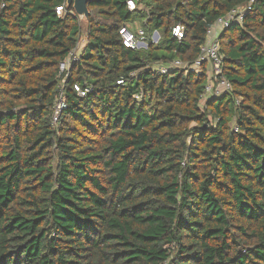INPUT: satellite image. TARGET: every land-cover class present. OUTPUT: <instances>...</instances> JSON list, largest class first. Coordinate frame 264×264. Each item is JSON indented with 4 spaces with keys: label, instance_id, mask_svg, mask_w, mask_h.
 Masks as SVG:
<instances>
[{
    "label": "trees",
    "instance_id": "trees-1",
    "mask_svg": "<svg viewBox=\"0 0 264 264\" xmlns=\"http://www.w3.org/2000/svg\"><path fill=\"white\" fill-rule=\"evenodd\" d=\"M130 1L90 0L65 77L73 7L0 0V264H264V0L220 35L232 92L207 100L205 73L151 65L195 62L251 0Z\"/></svg>",
    "mask_w": 264,
    "mask_h": 264
},
{
    "label": "built area",
    "instance_id": "built-area-1",
    "mask_svg": "<svg viewBox=\"0 0 264 264\" xmlns=\"http://www.w3.org/2000/svg\"><path fill=\"white\" fill-rule=\"evenodd\" d=\"M136 0H131L129 2V9L133 10L135 7ZM255 0H251L250 3L246 7H240L235 10H232L226 17L219 19L208 31L206 36V42L200 49L199 58L195 62H183L181 60H174L173 62L164 64L158 63L152 65V71L158 74H168L172 71L182 69L186 71V73L194 72V73H205L208 78V82L206 84L203 100H207L208 98H216L225 94L232 92L231 83L223 76V66H224V54L221 49V45L219 42L220 35L225 31L226 28L229 27L231 23H242L243 16L247 11L251 10V7ZM62 10H58V14H61ZM185 32V28L181 25H177L173 29V35L179 40L183 38ZM120 35L123 40V44L132 50H142L147 49L149 44L146 43L147 35L143 29L132 30L129 26H123L120 29ZM155 37L159 38L158 32L154 33ZM80 42L77 44L75 50L71 51L65 61L60 64V73L66 74L65 77H68V71L71 66L76 63L79 59L80 54L84 47L79 49ZM118 84H123V81H119ZM76 92L84 97L86 96L89 89H82L79 86L74 87ZM134 98L137 101H142L144 99V93L139 92L134 95ZM66 108V103L63 100V96L58 98V102L54 108L52 119L56 124L58 123L60 116L63 110Z\"/></svg>",
    "mask_w": 264,
    "mask_h": 264
},
{
    "label": "water",
    "instance_id": "water-1",
    "mask_svg": "<svg viewBox=\"0 0 264 264\" xmlns=\"http://www.w3.org/2000/svg\"><path fill=\"white\" fill-rule=\"evenodd\" d=\"M89 2L90 0H67L68 6L73 7L79 18L85 21L90 18Z\"/></svg>",
    "mask_w": 264,
    "mask_h": 264
},
{
    "label": "rangeland",
    "instance_id": "rangeland-1",
    "mask_svg": "<svg viewBox=\"0 0 264 264\" xmlns=\"http://www.w3.org/2000/svg\"><path fill=\"white\" fill-rule=\"evenodd\" d=\"M81 29H82V36H81L80 45H79L80 51L86 45L87 33H88V29H89L88 28V24L84 20H82V22H81ZM139 29H142V28L141 27H138L136 30H139ZM158 35H159V38L158 37H155L154 34L152 36H150V38H149L154 45H157L159 43V41H160V34L158 33ZM146 43H149V42L146 41ZM78 53L80 54L81 52L78 51ZM152 67L153 66L151 65V68Z\"/></svg>",
    "mask_w": 264,
    "mask_h": 264
}]
</instances>
